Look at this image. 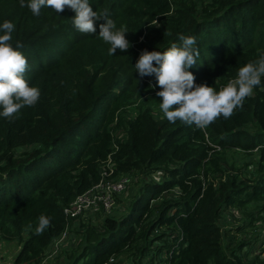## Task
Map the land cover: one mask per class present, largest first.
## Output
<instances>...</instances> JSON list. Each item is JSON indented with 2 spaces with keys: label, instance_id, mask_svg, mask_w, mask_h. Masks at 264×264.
<instances>
[{
  "label": "trees",
  "instance_id": "16d2710c",
  "mask_svg": "<svg viewBox=\"0 0 264 264\" xmlns=\"http://www.w3.org/2000/svg\"><path fill=\"white\" fill-rule=\"evenodd\" d=\"M89 3L107 11L117 28L127 26L128 51L108 54L109 45L96 38L104 20L85 35L70 9L42 8L36 17L19 0H0V25H15L10 43L20 45L25 79L41 93L34 107L11 120L0 117V241L19 242L13 264H41L66 230L65 209L101 180L109 160L117 174L138 178L132 196L97 223H79L80 241L65 248L63 264L112 258L153 264L163 252L169 264H264V90L256 88L230 119L205 129L157 117L153 107L145 109L148 101L128 111L133 101L161 90L150 86L154 76H139L134 58L179 46L180 34L196 38L200 55L190 69L196 84L224 87L264 50V0ZM234 150L247 155L244 168L255 166L250 176L234 163L238 172L227 171ZM156 172L164 173L162 182L148 180ZM234 210L241 213L237 233L248 237L247 230L259 229L256 236L239 240L224 228ZM40 215L50 226L38 236L27 226L34 229Z\"/></svg>",
  "mask_w": 264,
  "mask_h": 264
},
{
  "label": "clouds",
  "instance_id": "9594fccd",
  "mask_svg": "<svg viewBox=\"0 0 264 264\" xmlns=\"http://www.w3.org/2000/svg\"><path fill=\"white\" fill-rule=\"evenodd\" d=\"M22 8H27L33 16L39 17L42 8L56 13L70 9L75 13L72 19L77 31L85 35L97 32L96 22L106 21L99 26L96 38L109 45L108 54L115 56L117 50L128 51L130 47L126 34V25L117 28L109 18L107 11H93L89 0H19ZM15 25L5 21L0 25V117L13 119L22 108L34 107L40 99L38 87L30 86L25 74L28 70L26 57L10 43ZM166 35V33H165ZM181 44H172L167 51L144 50L135 64L136 72L143 77H155V85L161 90L156 93L161 98L159 110L168 122L177 121L185 126L205 129L217 119H230L238 108H243L246 98L251 97L256 88L264 90V50H260L258 59L238 67L235 78L217 91L206 83L196 84V77L190 71L197 63L200 53L196 38L180 34ZM155 64V66H154ZM50 226V218L40 215L33 229L35 235H42Z\"/></svg>",
  "mask_w": 264,
  "mask_h": 264
},
{
  "label": "built area",
  "instance_id": "2783aa9c",
  "mask_svg": "<svg viewBox=\"0 0 264 264\" xmlns=\"http://www.w3.org/2000/svg\"><path fill=\"white\" fill-rule=\"evenodd\" d=\"M163 179V172H156L148 177L149 181H154L156 183L162 182ZM137 181L138 178L117 174L114 163H112L111 160L102 163L101 180L89 191L78 196L77 199L65 209V214L68 218L66 230L59 239L53 241L41 264H63V252L65 248L67 246L75 245L80 241L81 235L74 231L78 228V224L86 219H92L94 223H97L98 215H101L102 213L112 214L113 212L118 211L120 209L118 200L130 199L133 193V186L136 185ZM173 191L176 192V194L180 193L179 188H175ZM127 206L124 205L122 210H125ZM227 220L230 225L224 228L228 229V227H230L232 229V226H234L235 223L239 224L241 213L234 210L229 213ZM250 237L251 235L245 239H249ZM166 256V252H163L160 255L161 259L154 260L153 264H169L164 261ZM3 261H5V252L0 245V264H3ZM109 264L118 263L112 258Z\"/></svg>",
  "mask_w": 264,
  "mask_h": 264
},
{
  "label": "rangeland",
  "instance_id": "374dc122",
  "mask_svg": "<svg viewBox=\"0 0 264 264\" xmlns=\"http://www.w3.org/2000/svg\"><path fill=\"white\" fill-rule=\"evenodd\" d=\"M144 38H141L140 42H143ZM141 55V54H140ZM135 57L134 61L135 63L138 61L139 57ZM222 87H220L221 89ZM157 92H148L147 94H145L141 99L135 100L133 101V103L131 105L128 106V111L129 112H133V110H135L136 108H138V106L141 104L142 101H148V104L145 106V109L147 107H153V114L155 116L158 117L161 116V112L159 109H156L154 106V102L158 99V96L156 95ZM134 113V112H133ZM126 133H122L120 134V137H122V135H125ZM252 160V159H251ZM248 158L247 155L245 153H243L242 151L239 150H234L231 152L230 154V161H228V167L226 168L227 171L229 173L231 172H238V170H234L232 169L231 164L234 163L236 165L237 169H241L242 170V176L246 177V176H250L251 173H253L255 166L254 165H249L248 167L244 168V164L247 163ZM124 212V211H122ZM226 222V221H225ZM240 224L235 223L234 226H232L233 230V234L235 236L238 237V239H245L246 237H244L243 233H237V227ZM228 229H230V227H228ZM257 231H259V229H249L246 232V235H257ZM243 234V235H242ZM0 245L2 246L4 252H5V261H3V264H12L14 262V259L17 255V253L20 251V244L17 240H11V241H0Z\"/></svg>",
  "mask_w": 264,
  "mask_h": 264
}]
</instances>
